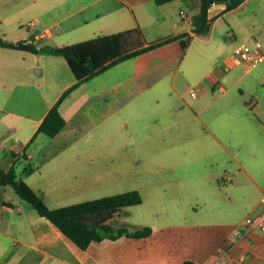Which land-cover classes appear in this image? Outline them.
I'll return each mask as SVG.
<instances>
[{
  "label": "crops",
  "instance_id": "1",
  "mask_svg": "<svg viewBox=\"0 0 264 264\" xmlns=\"http://www.w3.org/2000/svg\"><path fill=\"white\" fill-rule=\"evenodd\" d=\"M199 8L200 0H0V37L37 48L133 27L149 43L189 38L186 47L173 39L81 83L60 102L66 123L54 136L38 127L76 82L66 60L0 46V169L12 166L17 176L22 168L20 179L49 207L140 190L130 184L144 175L149 218L136 227H151L147 236L104 238L81 248L11 185L0 184V264H264V232L233 235L246 216L264 212V58L250 69L230 60L240 39L260 40L264 53V0L231 9L211 5L205 34L193 31ZM194 37L210 42L211 66L201 65L206 50L191 48ZM209 90L218 92L207 99ZM251 111L263 125L259 133L247 132L251 142L217 127L218 117L247 119ZM107 120L113 137L123 123L131 125L137 149L147 154L138 161L106 160L92 157L100 144L76 142L91 128L103 132ZM176 123L186 127L170 135Z\"/></svg>",
  "mask_w": 264,
  "mask_h": 264
},
{
  "label": "trees",
  "instance_id": "2",
  "mask_svg": "<svg viewBox=\"0 0 264 264\" xmlns=\"http://www.w3.org/2000/svg\"><path fill=\"white\" fill-rule=\"evenodd\" d=\"M155 1L163 3L170 0ZM242 2L243 0H200L199 11L193 16V31L202 34L208 32L209 19L207 14L211 5L224 3L226 9H231ZM178 38L181 40L182 46L186 47L189 40L187 34L172 35L149 43L146 41L141 28L133 27L60 47L44 45L37 48L34 44L25 41H22L24 42L23 46H19V44L1 37L0 46L61 55L66 60L76 82L62 93L56 103L45 114L38 127V131L44 132L48 136H54L66 123V119L59 109V104L77 86L120 61ZM0 184L11 185L21 198L30 203L41 216H45L52 221L81 248H86L91 241H99L104 238L114 239L122 235L143 237L151 233L149 225L130 228L111 223V220L123 207L142 203V194L137 189L87 199L60 207H49L43 198L24 180L17 178L12 166L6 171L0 169ZM185 264H190V262L186 261Z\"/></svg>",
  "mask_w": 264,
  "mask_h": 264
},
{
  "label": "rangeland",
  "instance_id": "3",
  "mask_svg": "<svg viewBox=\"0 0 264 264\" xmlns=\"http://www.w3.org/2000/svg\"><path fill=\"white\" fill-rule=\"evenodd\" d=\"M223 40H229V37L225 33L223 36ZM239 41H242L240 39ZM238 41V42H239ZM191 48H197L201 51H205L206 55L208 58H202L201 60V65H209L211 66V60L212 57H214L213 52L207 51L208 49L211 48L210 42L207 43L205 41V37L200 38V37H194L192 40V45ZM189 61L188 55H186V58L184 60V63H187ZM198 66L193 65L192 66V74L193 78L197 79L199 76L198 73ZM193 88L196 89L197 93H199V89L195 84H193ZM214 90H209L207 93V99H210L214 93H217V91ZM247 93L244 94L243 97H246ZM253 95V94H252ZM256 97V96H255ZM250 110V109H248ZM165 114V112H164ZM202 117L205 119V115H202ZM175 118V116H170V120L172 121ZM262 121L260 120L259 116L255 114L254 112H250V115L246 118L243 117V115L239 114V118H233L232 116L228 118V120L220 119L219 117L216 119L217 127L225 128L228 127L229 129L233 130L234 132H237L238 135H242L248 142H251L252 136L247 137V132L250 131V129L257 131V128L261 129L263 128V125L261 123ZM122 129L121 131L116 135V136H110L108 134V130L110 128L109 121H105L102 125L104 127L103 132L100 131V127L98 128H91L90 133L84 135L83 137L79 138L76 140V142H80L83 144H91V143H98L100 144V149L96 150L93 152L92 157H101L103 156L106 160H121V161H138L142 157V155H146L147 152L140 149H137L138 145L136 143V138L134 134L131 132V125L127 126L125 123L122 124ZM188 125V124H187ZM186 127V124L180 123V124H174L170 128V135H174L176 131ZM196 128L201 127V123L198 121L195 123ZM259 133V132H258ZM260 137V136H259ZM175 141V137L171 139V142L173 143ZM88 155V154H87ZM90 156V155H89ZM102 157V158H103ZM139 166H136L138 170V174H141L144 172V167L140 166V163L138 164ZM21 172L22 168H19L17 178L21 177ZM129 183V182H128ZM130 184V183H129ZM132 187H139V191L141 192L144 202L140 204H134L130 206L123 207L118 214L111 220V223L115 225H122V226H127L130 228H135L136 223H139L141 221H145L146 219L149 218V215L147 214V207L149 206V198L148 194L149 189L147 188L146 184V177L144 175H139L137 177L136 182H131L130 184ZM146 223V222H144ZM148 223V222H147Z\"/></svg>",
  "mask_w": 264,
  "mask_h": 264
},
{
  "label": "built area",
  "instance_id": "4",
  "mask_svg": "<svg viewBox=\"0 0 264 264\" xmlns=\"http://www.w3.org/2000/svg\"><path fill=\"white\" fill-rule=\"evenodd\" d=\"M180 14L182 16L186 15L184 10H181ZM263 58L264 53L262 51V42L256 38H252L250 41H239L230 54L231 61L242 62L247 69L256 66L263 60ZM228 66L229 64L225 63L224 67L227 68ZM191 94H196L195 88H191ZM252 104H254V101L250 100L249 106H251ZM241 230H243V233L241 232ZM253 230H260L264 232V212L259 215L246 216L237 226L234 227L233 235H239L240 233V235H247ZM220 261L225 262L224 258H221Z\"/></svg>",
  "mask_w": 264,
  "mask_h": 264
},
{
  "label": "water",
  "instance_id": "5",
  "mask_svg": "<svg viewBox=\"0 0 264 264\" xmlns=\"http://www.w3.org/2000/svg\"><path fill=\"white\" fill-rule=\"evenodd\" d=\"M17 44L23 46V45H24V42H22V41H18Z\"/></svg>",
  "mask_w": 264,
  "mask_h": 264
},
{
  "label": "bare ground",
  "instance_id": "6",
  "mask_svg": "<svg viewBox=\"0 0 264 264\" xmlns=\"http://www.w3.org/2000/svg\"><path fill=\"white\" fill-rule=\"evenodd\" d=\"M215 5V4H214ZM222 9H224V8H222ZM223 11V10H222ZM220 12V11H219ZM209 19V18H208ZM243 41V40H242ZM20 46V45H19Z\"/></svg>",
  "mask_w": 264,
  "mask_h": 264
}]
</instances>
